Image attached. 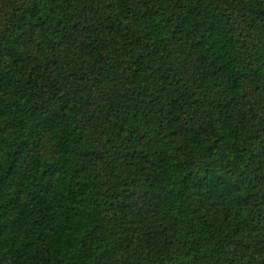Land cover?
Instances as JSON below:
<instances>
[{
    "label": "trees",
    "instance_id": "16d2710c",
    "mask_svg": "<svg viewBox=\"0 0 264 264\" xmlns=\"http://www.w3.org/2000/svg\"><path fill=\"white\" fill-rule=\"evenodd\" d=\"M0 264H264V0H0Z\"/></svg>",
    "mask_w": 264,
    "mask_h": 264
}]
</instances>
